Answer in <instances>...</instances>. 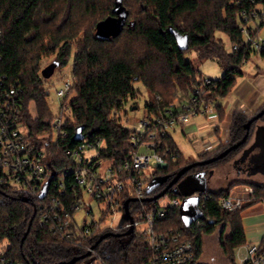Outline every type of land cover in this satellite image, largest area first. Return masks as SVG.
I'll return each mask as SVG.
<instances>
[{
  "label": "trees",
  "instance_id": "trees-1",
  "mask_svg": "<svg viewBox=\"0 0 264 264\" xmlns=\"http://www.w3.org/2000/svg\"><path fill=\"white\" fill-rule=\"evenodd\" d=\"M136 1L140 12L137 17L133 16L126 0H0V73L4 75L5 84L19 85L20 118L30 135L35 137L50 131L53 117L40 74L41 60L51 57L58 66H63L73 57L74 94L70 99V118L65 124L67 135L51 147L52 170L72 165L73 160L64 149L82 142V139H74L77 128H81L82 138L87 141L103 140L101 155L114 162L124 160L129 151L136 148L133 128L123 124L120 118L128 99L134 100L137 96L136 82H142L151 95L144 105L145 116L164 111L175 100L186 101L195 87H201L202 96L214 101L217 119L222 121L225 116L220 100L231 92L238 76L242 75L240 67L254 51L241 32L246 24L242 12L253 20L255 27L249 29L256 33L264 21L262 18L258 21L252 13L259 12L257 5L264 6V0ZM120 12L125 14L121 29L106 37L97 35L98 25L108 18L118 17ZM93 16L96 18L88 22ZM216 31L223 32L237 47L227 50ZM181 36L187 38L185 49L179 43ZM188 51H195L200 59H216L223 69L222 75L210 78V83L205 84L198 67L186 57ZM253 53L264 59V46ZM159 63L163 70L153 75L150 68ZM134 104L135 100L131 106ZM253 114L234 111L227 138L217 149L200 153L195 160L214 156L240 140L245 133L244 124ZM259 119L264 120V115ZM259 119L251 123L246 141L238 148L191 171H209L227 161L246 145ZM214 131L219 135L218 126ZM160 138V150L167 149L168 162L153 172L145 196L161 191L181 167L193 161L181 154L170 133ZM250 186L254 192L241 209L229 211L219 205L220 198L230 194L229 189L215 190L207 186L200 195L204 219L185 226L178 205L160 222L166 228L182 230L183 237L193 242L196 259L202 254L204 235L210 234L217 225L228 226L230 233L220 236V248L233 262L235 249L247 242L243 213L264 198V183L251 182ZM166 194L181 197L172 188ZM37 203L35 194L0 185V244L6 243L8 255L21 264H63L85 253V248L39 226ZM151 203L131 201L129 208L133 213ZM30 221L29 231L21 243ZM125 230L126 227L120 231ZM105 231H97L86 243L91 246ZM106 241L111 243L109 248H103ZM95 250L104 264H141L150 254L137 231L121 237L108 236ZM84 258L74 264H81Z\"/></svg>",
  "mask_w": 264,
  "mask_h": 264
},
{
  "label": "built area",
  "instance_id": "built-area-1",
  "mask_svg": "<svg viewBox=\"0 0 264 264\" xmlns=\"http://www.w3.org/2000/svg\"><path fill=\"white\" fill-rule=\"evenodd\" d=\"M242 15L246 22L241 27L244 39L253 46L252 52L258 51L264 46V40L260 39L257 32L249 29L250 26L254 28L255 24L246 12L243 11ZM252 16L264 21V6L259 7V12L253 11ZM231 45V49L237 47L235 43ZM41 77L47 96V81L50 77ZM65 78H61L63 88L56 90L60 99L59 112L53 114L50 131L34 137L20 118L18 83L5 84L4 75L0 73V185L35 194L38 199L39 226L62 240L85 248L90 254H97L95 248H91L86 241L99 230L121 232V228H103V225L108 218L112 220L124 211L125 196L138 199L145 197L148 180L153 172L167 165L168 151L160 150V137L169 133L177 124L187 123L194 116L200 114L208 118L216 116L217 111L214 101L202 96L201 87H195L186 101L170 104L164 111L144 116L137 123L132 135L137 146L129 151L124 160L114 162L102 156L103 140L87 141L82 138V142L76 146L64 149V153L73 160L72 165L52 170L48 160L49 152L53 143L66 137L65 124L70 118L73 78L72 75ZM203 80L205 84L211 81L209 77ZM145 168H149L151 173L147 174ZM47 182L49 186L46 195L40 199L38 195ZM245 192L230 193L220 198L219 205L229 211L241 209L254 188L246 186ZM87 195L101 206V215L97 219H84L83 224L79 225L75 215L85 206ZM167 196L169 202H162L161 197L146 201L152 203L141 206L143 211L139 219L133 217L134 231L143 237L150 250L149 257L141 264H202L195 257L193 242L183 237L182 230L162 226L160 219L168 215L171 208L180 206L182 201V196ZM257 204H261L264 211V198H260ZM87 213L93 215L91 207H88ZM129 224L128 221L126 229ZM243 246L244 253L231 264H264V238L259 243L246 242ZM0 264H21L8 255L6 243L0 244Z\"/></svg>",
  "mask_w": 264,
  "mask_h": 264
},
{
  "label": "rangeland",
  "instance_id": "rangeland-1",
  "mask_svg": "<svg viewBox=\"0 0 264 264\" xmlns=\"http://www.w3.org/2000/svg\"><path fill=\"white\" fill-rule=\"evenodd\" d=\"M128 6L130 7L133 16H138L140 14L139 12V5L137 1L135 0H126ZM259 8L260 5H257ZM141 11V10H140ZM96 18V16H93L88 22H90L92 19ZM258 21H260V18H257ZM252 24V20L250 22ZM254 25V23H253ZM259 37L261 40H264V25L261 27L259 31H257ZM216 36L218 38H222L225 48L227 50H231L232 45L228 37L223 33L216 31ZM186 57L191 58L194 64L198 67L201 74L204 77L209 78H218L222 75L223 69L219 65L218 61L214 58H205L200 59L198 58L195 51H188L186 53ZM52 61L51 57H45L41 60L40 63V71L41 69L49 64ZM73 63V57L71 56L68 60V62L63 66H57L53 72V74L50 76L49 80L47 81V86H49V94L47 95V100L49 102L51 111L53 114H56L59 112V104L60 99L56 94V90L63 88V81L61 78L65 77H71V68ZM151 73L153 75L159 74L163 67L162 65L156 64L152 66ZM242 74L244 73L246 76L249 74H254L257 71L264 72V59L258 55L257 53H251L249 56V59L245 61L242 66L240 67ZM150 73V74H151ZM66 79V78H65ZM43 82V81H42ZM45 82V81H44ZM137 89V96L134 99L136 104L131 106L133 104V99H128L126 103L125 110L121 113V122L125 124L128 127L134 128L137 123L142 120L145 116V102L148 100V98L151 97L150 93L147 92L146 87L143 85L142 82H136L134 85ZM70 94H74V90L70 92ZM229 95L226 99H228ZM226 99H221L220 103L224 105L226 102ZM180 101L175 100L171 104H178ZM131 106V107H130ZM203 115H197L192 117L193 121L202 122L204 121ZM226 116L220 121L216 118L217 124H219V132L220 134L224 131L225 128L223 126V121H225ZM190 119V120H191ZM264 123L263 119H259L257 121V124ZM181 124H177L179 126ZM230 125V124H229ZM257 126V125H256ZM254 126V127H256ZM255 130V128H254ZM254 136V131L253 134ZM256 139L254 140V144L245 150V153L243 152V148L250 145L251 138L246 143V145L241 148L236 154L230 156L227 161H223L221 164L214 166L211 168V170H214V174L209 178L208 187L210 189H229V193H235V194H245V187L250 186L251 182L255 183H264V128L258 127L255 133ZM172 137L176 144L178 145L180 151L182 152L183 156L187 159H192L193 161L197 159V157L200 154V147L194 146L192 142L189 141V138L186 137L182 131H180V127L176 131H173L172 129ZM45 140V139H44ZM259 147L257 151H252L251 154L247 152L250 149H254V147ZM244 154V155H243ZM52 153L49 152L48 160L52 159ZM246 160L244 165L241 166V163L239 160ZM238 160V163L237 161ZM239 166L241 168H239ZM240 170V171H238ZM145 171L147 174L151 173V170L149 168H145ZM162 202H169V196L167 194L163 195L161 197ZM88 207H91L92 214L87 213ZM143 207H140L138 210L133 211V217L135 219H139L140 215L142 214ZM254 212L262 213L260 214L264 218V211L262 210L261 204H255L253 206H250L247 210L244 212V217L247 219L250 217ZM101 215V206L98 204L96 200L89 199V196H85V206L81 207L76 215L75 218L77 220V223L79 225H82L84 222V219L91 220L92 218H99ZM128 219L124 216V211H122L119 215H117L115 218L110 220L108 218L106 222L103 225V228L105 227H114V228H124L127 224ZM106 232V231H105ZM124 232V231H122ZM104 233V232H103ZM230 233V229L228 226L223 225H217V227L210 233L206 234L203 237V250L202 254L199 257V262L202 264H231L229 261V258H227L220 248V236L226 237ZM247 242H249L247 240ZM110 242L106 241L103 244V248L110 247ZM244 253V246H239L235 249V261L239 260V257L241 254ZM102 260L101 257L96 253H91L87 255L82 261L81 264H101Z\"/></svg>",
  "mask_w": 264,
  "mask_h": 264
},
{
  "label": "water",
  "instance_id": "water-1",
  "mask_svg": "<svg viewBox=\"0 0 264 264\" xmlns=\"http://www.w3.org/2000/svg\"><path fill=\"white\" fill-rule=\"evenodd\" d=\"M124 16H125V14L120 12L118 17H115V18L111 17V18H108V19L102 21L98 25L97 35H99L101 37H106V36H109L111 34L117 33L124 24ZM179 43L182 46V48H184V49L187 48L188 45H187L186 36L179 37ZM57 66H58V62L51 61L49 64H47L46 66H44L41 69V75L44 78L50 77L53 74V72ZM262 115H264V107L261 108L259 111H257L255 114H253L245 122V124H244L245 133L240 140L229 145L228 147H226L225 149H223L222 151H220L218 154H216L214 156H211L209 158L202 159V160H194V161L184 165L183 167H181L176 172V174L169 180V182L164 186V188L161 191H159L158 193H156L152 196H145V197H142L140 199L134 198V197L127 198L123 202V208H124V216L126 219H128V221L130 223L128 228L124 232L106 231V232L102 233L98 237V239L91 245V248H95V246L98 243H100L104 238H106L108 236L120 237L122 235L130 234L134 231L133 216H132L130 209H129V202L130 201H136V200L153 201V200H156V199L162 197L163 195H165L170 188H172L175 193L182 196V201L180 203L179 209H180L182 221L184 222L185 226L189 227L197 219H204L205 214H204V212L200 206V195H201V193L205 192V190L207 188L208 178L212 175V170H210V172L208 174H206V171H204V170H199V171H196L193 173H189L187 175H185V173L195 166L205 165V164L211 163L217 159L223 158L232 149L239 147L242 143H244L246 141L248 134H249L251 123L254 120L259 119ZM257 127H263L264 128V125H257ZM74 139L76 141L82 139L81 128L76 129L75 134H74ZM255 139H256V137H255ZM183 175H185V176H183ZM48 186H49V182H47L43 185V187H42V189L38 195V198L42 199L45 197L46 192L48 190ZM152 186H153V184L150 185L149 190L152 188ZM22 199L25 201L28 200L27 197H23ZM30 225H31V221L29 223V226H28L24 236L21 239V243L24 241V239H25V237L29 231ZM89 254H90V251H86L85 253H83L81 255L74 256L71 259L64 261L62 263L63 264H74L77 260L82 259Z\"/></svg>",
  "mask_w": 264,
  "mask_h": 264
},
{
  "label": "crops",
  "instance_id": "crops-1",
  "mask_svg": "<svg viewBox=\"0 0 264 264\" xmlns=\"http://www.w3.org/2000/svg\"><path fill=\"white\" fill-rule=\"evenodd\" d=\"M228 95L229 97L228 99H226ZM228 95L226 96V98H223L226 99V103L224 104V114L226 118L222 123L223 126L227 128H225L221 134L219 133V135H216L214 131L215 128L219 125L215 121L217 118V114L216 116L208 118L202 116L205 118L204 121L198 123L191 119L187 123L173 128V131H176L178 127H180V131H182V133L189 138V141L192 142L195 147H200V153L210 152L217 149L220 142L227 138L228 130L230 127L229 124L231 123L232 114L234 113V111L241 110L244 114L250 115L264 107V72L257 71L254 74H249L247 76L243 73L242 75L238 76L236 84ZM257 125H264V123H260ZM257 128L258 127L256 126L254 130V136L252 135L253 137L251 138L250 145L243 148L244 153L247 148H250L254 144ZM169 133L172 137V130ZM176 146L179 149L177 144ZM258 149V146L254 147V149H250L247 152V155L249 152L252 153V151H257ZM209 178L207 186L210 180ZM260 214L262 213L254 212V214L246 219L243 213L242 224L246 241L248 240L251 243H259L264 238V218Z\"/></svg>",
  "mask_w": 264,
  "mask_h": 264
},
{
  "label": "flooded vegetation",
  "instance_id": "flooded-vegetation-1",
  "mask_svg": "<svg viewBox=\"0 0 264 264\" xmlns=\"http://www.w3.org/2000/svg\"><path fill=\"white\" fill-rule=\"evenodd\" d=\"M263 116V115H262ZM238 148V147H237ZM234 149H236V148H234ZM234 149H232V150H234ZM231 150V151H232ZM249 154H251V153H249ZM241 159L239 160V162L241 163V166H243L244 165V163H245V161L246 160H242V157H240ZM237 161V163H238V160H236ZM239 168H241L240 166H239ZM199 170H204V169H197V170H193V171H191V169L190 170H188L186 173H185V175H187V174H189V173H193V172H196V171H199ZM204 171H206V170H204ZM238 171H240V170H238ZM210 172V170L209 171H206V174H208ZM185 175H183V176H185ZM212 175H213V170H212ZM211 175V176H212ZM210 176V177H211ZM122 232V231H121ZM122 236H125V235H122ZM121 237V236H120Z\"/></svg>",
  "mask_w": 264,
  "mask_h": 264
}]
</instances>
